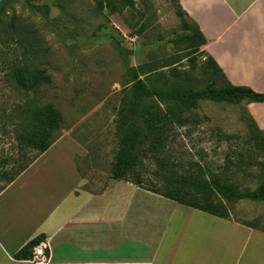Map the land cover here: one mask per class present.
<instances>
[{"label":"rangeland","instance_id":"374dc122","mask_svg":"<svg viewBox=\"0 0 264 264\" xmlns=\"http://www.w3.org/2000/svg\"><path fill=\"white\" fill-rule=\"evenodd\" d=\"M178 13V0H0V158H9L6 169L10 156L17 154L10 113L33 97L61 116L54 141L66 136L85 152L77 164L89 185L106 180L120 147L121 104L131 86L115 43L132 51L130 66L178 57L179 63L161 70L170 75L176 66L198 76L200 68L209 67L191 44L169 42L195 32L194 24ZM11 66L34 73L36 94L22 96L12 89L5 80ZM249 103L197 100L188 122L169 128L158 151L139 156L129 179L139 178L144 188L154 190L170 178H216L234 191L228 199L216 194L229 219L264 228V201L238 198L264 184L263 154L254 149Z\"/></svg>","mask_w":264,"mask_h":264},{"label":"crops","instance_id":"0c3cea01","mask_svg":"<svg viewBox=\"0 0 264 264\" xmlns=\"http://www.w3.org/2000/svg\"><path fill=\"white\" fill-rule=\"evenodd\" d=\"M229 82L264 94V0H178ZM247 111L264 132V102ZM61 136L0 192V264L43 241L47 264H264V232L110 176L89 185Z\"/></svg>","mask_w":264,"mask_h":264},{"label":"trees","instance_id":"16d2710c","mask_svg":"<svg viewBox=\"0 0 264 264\" xmlns=\"http://www.w3.org/2000/svg\"><path fill=\"white\" fill-rule=\"evenodd\" d=\"M24 1L31 3L34 0ZM44 13L47 14L48 10L45 9ZM178 14L182 16L184 14L188 18L180 5ZM193 24L195 32L180 34L169 42L177 46L189 43L196 53L204 55L209 67L200 68L198 76L202 78H198L191 69L181 70L176 66L170 69V75L161 70L179 63L178 57L175 61H168L169 57L161 63L153 59L138 66H130L127 64V56L132 51L115 43V49L125 66V76L131 86L121 104V117L118 123L120 147L109 176L114 180L130 182L187 207L229 219L226 205L217 199L216 194L222 193L223 198L228 199L231 196L229 194H233L234 191L224 188L225 186L216 178L204 180L192 175L170 178L164 185L154 190L144 188L139 178L129 179L138 166V157L143 156L144 152L158 151L166 140L169 128L186 124L188 112L197 100L230 103H239L242 100H248L250 103L264 102V94L229 82L221 68L203 50L206 40L197 25ZM204 78L207 79L206 82ZM5 80L22 96L30 93L34 95L38 89L34 73L27 72L23 66H11L6 69ZM197 85L202 87L196 88ZM11 117L16 122L14 140L17 154L10 156L12 163L9 169L5 167L9 164V158H0V182L2 183L0 192L51 146L54 142L53 133L60 128L61 122V116L56 109L48 104H37L33 97L24 98L22 104L14 107L10 113ZM249 118L253 126L254 149L263 154L262 166L264 167V132L258 128L251 116ZM189 179L192 182L190 186L187 182ZM238 196V198L247 197L251 200L264 201V184L252 192ZM241 224L264 232V228ZM38 243L39 239L29 242L14 257L28 258L32 248Z\"/></svg>","mask_w":264,"mask_h":264},{"label":"built area","instance_id":"2783aa9c","mask_svg":"<svg viewBox=\"0 0 264 264\" xmlns=\"http://www.w3.org/2000/svg\"><path fill=\"white\" fill-rule=\"evenodd\" d=\"M47 246L43 241L35 245L30 253L29 260L33 264H47L49 257L46 252Z\"/></svg>","mask_w":264,"mask_h":264}]
</instances>
